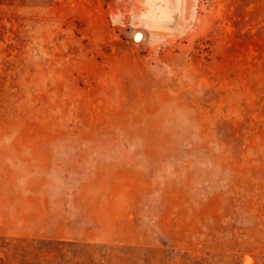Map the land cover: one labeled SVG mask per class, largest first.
Returning <instances> with one entry per match:
<instances>
[{"label": "rangeland", "instance_id": "obj_1", "mask_svg": "<svg viewBox=\"0 0 264 264\" xmlns=\"http://www.w3.org/2000/svg\"><path fill=\"white\" fill-rule=\"evenodd\" d=\"M0 264H264V0H0Z\"/></svg>", "mask_w": 264, "mask_h": 264}, {"label": "bare ground", "instance_id": "obj_2", "mask_svg": "<svg viewBox=\"0 0 264 264\" xmlns=\"http://www.w3.org/2000/svg\"><path fill=\"white\" fill-rule=\"evenodd\" d=\"M164 9V8H163ZM156 10V9H155ZM154 11V10H153ZM155 12V11H154ZM157 12V11H156ZM152 14H154V13H152ZM164 14L166 15V13L164 12L163 13V16H164ZM169 14V13H168ZM159 15V14H158ZM168 16V15H167ZM160 17H161V15H160ZM166 18V17H165ZM152 19V18H151ZM157 19V18H156ZM162 19V18H161ZM158 20H160V18L158 19ZM158 20H157V23H158ZM165 21H166V19H165ZM170 21H171V19H170ZM163 22H164V20H163ZM168 23V22H167ZM159 24H160V22H159ZM169 24V23H168ZM168 24H166V25H168ZM155 25V24H154ZM161 25V24H160ZM159 26V25H158ZM140 37H142V32L140 31V32H138L137 33V35H136V38L137 39H139Z\"/></svg>", "mask_w": 264, "mask_h": 264}]
</instances>
